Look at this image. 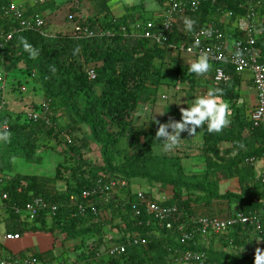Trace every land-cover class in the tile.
Returning <instances> with one entry per match:
<instances>
[{"label":"trees","instance_id":"16d2710c","mask_svg":"<svg viewBox=\"0 0 264 264\" xmlns=\"http://www.w3.org/2000/svg\"><path fill=\"white\" fill-rule=\"evenodd\" d=\"M94 1L98 10L94 15H80V23L93 28L104 26L111 30L112 34L108 37H46L38 31L23 30L13 33L12 37L6 40V35L15 23L6 15L10 0H0V66L7 75L22 63L29 72L31 81L44 95V101L31 108L32 111L41 113L43 104H48L52 111L49 123L45 120L31 121L26 117V112L25 122H21L20 114L15 115L8 110L3 92L0 91V132L5 131L4 127H7L6 130L10 133L7 142L0 140V174L5 177L0 196L7 193L9 197L5 206H0V210L5 209L3 214L0 213V224L5 225L6 232L19 233L21 236L36 231L62 230L66 232L67 239L81 241V245L76 246L77 249H85V238L94 235L97 238H91L94 242L78 258V261H87L107 240L100 231L102 224L99 216L101 210L110 207L107 203L111 197L106 196L94 201L99 216L89 209L83 217L76 213L75 200L72 201L71 197L79 196L83 189L101 177L105 182L119 179L126 180L129 184L131 180L141 178L150 186L159 185L162 189H172L173 196L170 198L164 201L154 200L162 205H176L182 209L185 214L183 223L186 226H190L188 222L192 217L198 216L196 210L200 205L213 207L219 204H234L235 208L228 210V213L225 211L224 215L219 217H231L238 212L250 214L261 211V229L236 225L224 236L220 235V238H225V247L232 248L231 254L224 250L215 251L212 246L208 247L204 243L205 237L200 233L195 234L192 241L182 243L177 231L178 223L173 229H157V234H153L154 228L146 225L147 220H152L151 215L143 209L142 215L135 218L130 211V202L135 198L130 195L120 206L123 211L121 217L127 230L122 239L116 242L126 245L127 252L114 258L109 264H120V260L125 264H173L172 256H179L186 251L206 252L211 264H253L255 254H244L243 249L252 235L262 240L264 247V189L254 166L248 164L246 159L264 154V129L252 127L251 122L243 118L241 109L232 113L230 124L219 133H209L205 125L202 147L204 169L190 174L184 171L179 156L159 155L156 152V148L162 144L155 138L156 130L159 124L168 118L151 120L148 129L141 132V140H137L132 117L140 105L155 102L157 90L162 84L161 62L165 52L152 41L131 36V24L136 21L146 22L154 19L153 17L145 19V16L139 13L135 16L136 6L127 8L121 17H101L109 11V3L112 0ZM39 5L38 12L31 9L29 13L41 14L40 11L53 9L54 5L61 6L56 0H45ZM250 6L258 15H264V0H217L214 5L203 4L194 16L200 17L201 24L212 23L223 29L225 26L219 20L224 15L232 13L228 18L233 23L236 17L245 15ZM77 13L79 14L80 10ZM201 24L195 26L201 27ZM195 26L192 31L186 32L189 42ZM122 27H126L127 34L122 32ZM178 35L176 29L168 34L165 45L176 43ZM236 35L239 38L238 31ZM22 38L36 51L34 57L24 50ZM256 40V46L260 48L264 58V34L256 36ZM225 68L231 74L232 80L214 84L215 88L221 89L223 94H234L237 92L233 85L235 70L231 65ZM90 70H94L96 74L93 80L89 79ZM97 85H100V93L95 91ZM22 87L23 85L19 88L21 91ZM60 109L68 116V124L65 127L59 122L57 113ZM112 123H116L121 129L119 136L113 134ZM85 126L91 140L77 134ZM41 137L55 139L58 143L64 142L70 149H74L76 142H83L85 145L94 142L99 146L103 164L98 167L81 158L75 160L73 155L68 154L70 150H62V155L68 157L57 167L54 179L11 174L15 168V158H23L31 163L39 162L35 152ZM122 138L128 142L124 148H119ZM114 156H119L116 164L113 161ZM234 177L239 181L240 192L220 193V181ZM58 180L62 181V185L50 188L49 184H55ZM116 189L117 200L120 199L119 192L128 190H118V187ZM143 191L153 197L150 190ZM32 196H41L49 202H57L59 207L56 215L50 217L43 213L38 219L29 221L26 217L16 214L13 208H9L16 205L22 209ZM48 219L52 220V226H48ZM128 235L146 238L147 244L133 245ZM214 236L216 237L209 235L206 238L211 241ZM30 258L36 259L37 263L40 261L38 254Z\"/></svg>","mask_w":264,"mask_h":264},{"label":"built area","instance_id":"2783aa9c","mask_svg":"<svg viewBox=\"0 0 264 264\" xmlns=\"http://www.w3.org/2000/svg\"><path fill=\"white\" fill-rule=\"evenodd\" d=\"M33 6L43 3L45 0H30ZM217 0H163V11L156 19L148 20L146 22L136 21L131 24L132 38H142L157 44L159 47H164L168 38V34L172 33L177 28L178 19L184 15L194 16L200 10L203 4H216ZM6 15L15 23L11 31L6 35V40H9L13 33L31 30L38 31L41 35L49 37L52 36L47 32V18L38 13H29V8L23 3H15L10 0V5L6 8ZM80 15L82 13H70L67 17V22L71 24V36L77 39L90 38L94 36L108 37L111 30L102 27H89L82 25ZM232 13H229L228 16ZM226 17V15H224ZM227 16V17H228ZM259 15L254 11L252 6L247 9L245 15L235 18V29L239 33L232 46H229L228 30L227 28L220 29L212 23H205L201 27H196L191 35V42L187 43L181 49L188 53H194L196 56L207 51L210 62L213 63V82L216 85L228 83L232 80L230 73L226 71L227 64L234 68L235 73L242 75L250 72L254 88L256 90L257 104L251 111L249 121L254 128L264 129V58L260 48L256 46L255 32L259 26ZM39 21V23H38ZM243 25V28H241ZM194 28V27H193ZM122 32L127 34L126 27H122ZM199 40L196 45L195 41ZM2 44H0V47ZM176 46V45H175ZM239 51L241 55L238 57L235 53ZM219 57V59H217ZM221 73V78L217 79V74ZM89 79L93 80L96 77L94 70L88 72ZM5 75H0V91L3 92L5 84ZM24 90V87H22ZM3 97H4V93ZM2 105L0 104V109ZM41 113L30 111L26 113V117L34 122L45 120L49 123V117L52 111L48 104H43ZM7 129V127H4ZM71 142L70 140L68 141ZM246 162L252 166L256 171L257 178L261 181L264 189V154L262 156H253L246 159ZM5 177L0 174V188L4 183ZM104 178H98L89 187L83 189L79 196L71 197L75 203L76 213L80 216H85L89 209L93 214L99 216V210L96 209L94 201L96 199H103L106 196H111L116 192V188L128 189L123 194L126 197L122 200V204L129 199L130 194L134 196L135 200L130 202V211L135 218L142 215L144 209L148 215H151L152 220H147L146 225L154 228V233L157 234V229H173L177 224V231L180 236V242L187 243L195 238V234L200 233L201 236L209 235H223L226 234L233 226L241 225L243 228L247 226H255L261 229L260 217L262 212H253L245 214L238 212L231 217L219 216H200L192 217L188 222L190 226L183 223L184 212L176 205H162L152 196L145 194L143 190H134L126 180L112 179L109 182L103 181ZM131 187V189L129 188ZM130 191V193H128ZM9 199L8 194L4 193L0 196V206H5V202ZM164 200L168 197H163ZM57 202H49L44 197L32 196L24 206L19 208L16 205L9 206L13 208L15 213L26 217L29 221L38 219L43 213H47L50 217L55 216L58 211ZM1 214L5 209L0 210ZM182 221V222H181ZM181 222V223H180ZM159 232V231H158ZM156 236V235H154ZM130 242L133 245L145 246L147 244L146 238H141L139 235H128ZM157 237V236H156ZM22 236L19 233L7 232L4 234L5 241H18ZM107 239V238H106ZM110 240V239H108ZM94 239L87 242L90 247ZM127 252V247L124 244H101L97 251L90 255L87 261L74 260L67 264H103V258L106 256L109 261L114 258L124 255ZM173 262L176 264H211L206 252L202 251H186L179 256H172ZM0 264H39L36 259L19 261L14 258L6 257L0 252ZM215 264V263H214Z\"/></svg>","mask_w":264,"mask_h":264},{"label":"rangeland","instance_id":"374dc122","mask_svg":"<svg viewBox=\"0 0 264 264\" xmlns=\"http://www.w3.org/2000/svg\"><path fill=\"white\" fill-rule=\"evenodd\" d=\"M85 0H56L57 4L61 5V9L57 11V13H50L48 14L47 18V32L52 35H70V27L71 24L67 22V17L70 13L74 12L77 13L78 10L81 12H84V16L90 15V10L85 7L84 2ZM143 1L144 7H139L137 5V8L144 9L151 11L152 9L156 8L158 6L155 2L152 0H118L119 7H117L116 11L121 10V4L126 5H133L137 4L139 2ZM80 2L83 4L81 5ZM147 2V5H146ZM40 7V5L38 4ZM37 7V6H36ZM72 7V8H70ZM73 10V11H72ZM75 10V11H74ZM46 13V12H44ZM195 17V16H194ZM194 17H191L193 20ZM201 20V19H200ZM196 21V18H195ZM258 21L259 26L257 30L264 29V15H259ZM201 22V21H200ZM178 33H180V29L177 28L176 30ZM187 37V36H186ZM1 44V42H0ZM173 46H175V42L172 43ZM169 50H174V53L181 52L180 50H177L175 48H168ZM164 57H166L167 60H162V84L159 86L157 90V98L154 103L149 102L148 104H143L139 106V109L137 110L136 114L132 117V123L135 129V134H137V140H141L142 135L141 132L144 131V129H148V124L151 120H164L166 117H176L178 120L180 119V109L185 106H190L189 103H185L187 105L184 106V103L186 99L183 100V96L187 98L189 96L188 89L185 88L184 94H183V85H179V82L181 80V77L183 78V67L179 68V61L177 58L170 56V54L165 50ZM177 54V53H176ZM170 56V57H169ZM180 58V56H179ZM178 61V62H177ZM160 62V61H158ZM0 75H5L3 72V67L0 66ZM210 77V75H209ZM207 85L210 86V82L206 79ZM23 85L24 90H20V86ZM206 86V85H205ZM202 86L200 89L203 91V94L207 91V86ZM179 87V89H177ZM39 87L34 84L31 81V78L29 76V72L24 68V65L20 63L16 68L13 70H10L5 78V84H4V98L5 103L7 104L8 110L11 111L12 114H20L21 115V122H25V112L32 111L31 108H34V106L42 103L44 101V95L42 93V90ZM198 89V88H197ZM253 90V87L251 85H247V90L243 91L242 94L244 97H251V91ZM95 91L97 93H100V85L95 86ZM253 92V91H252ZM236 93V94H235ZM235 95H238L237 92H235ZM232 94V97L235 95ZM229 102L230 107L232 109V106H241L240 104H243V110L246 111L251 106V103L249 101H244V103H238L233 102L232 99H224ZM242 107V106H241ZM251 109V108H250ZM65 111L60 109L58 114L59 122L62 127H65L68 124V116ZM166 121V120H164ZM111 129L113 134L116 136H119L121 129L118 127L116 123L111 124ZM79 136H83L85 138H88V140H91L90 133L88 131V128L85 126L82 131H79L77 133ZM128 140L125 138H122L121 143L118 145L119 148H124L127 144ZM38 148L35 152V155L40 159L37 163H31L27 162L23 158H15V168L14 171L11 173H18V174H25L29 176H39L43 178L48 179H54V176L56 175L57 167L65 162L67 160L66 156L62 155V150H66L68 152L70 150L71 156L75 158V160L78 159H84L88 163L100 167L102 163V157L99 151V146H97L94 142L89 143L88 145H85L83 142H76L74 143V149H70L66 146L64 142L58 143L55 139H47L46 137H41L38 140ZM200 146V147H199ZM203 141L201 143H195L192 148L193 151L186 150V154L189 157H183L181 158L182 166L185 172L188 174L193 172H201L204 169L205 165V158L202 155V147H203ZM183 149V148H182ZM196 150H200V152H195ZM164 152L157 151V154L161 155ZM169 153V152H168ZM170 155V154H169ZM200 156V161L195 162L196 157ZM65 157V158H64ZM113 161L116 164L119 161V156H114ZM200 162V163H199ZM62 181L58 180V182L55 184H49L50 188H57V186H61ZM132 185L134 190H150L153 194L154 199H161V201H164L163 197L170 198L173 196L172 189L169 187L167 189H162L159 185L156 186H150L145 179H134L131 180L130 184ZM237 184H231V186ZM221 190L225 191L226 184H221ZM233 190V189H232ZM230 191V190H229ZM130 193V191L128 192ZM120 196V199H116L115 193L112 194L110 199H108L109 203H107L112 208H105L100 211V218H101V224L102 226L100 231L102 232L103 236H107L105 245H108L111 242L116 243L119 240L122 239L123 235L126 233V224L122 219V209L120 206L122 205V200L126 197L122 192L118 193ZM131 195V194H130ZM120 200V201H119ZM107 201V200H106ZM105 201V202H106ZM116 204H119V206H116ZM232 205V204H231ZM196 215H210L213 210H211V206H199L197 207ZM235 208L234 204L233 206H230L229 204H219L216 205L217 214L218 211H221L222 215H224L223 212H227L230 209ZM125 211V208L123 209ZM216 213V212H215ZM228 213V212H227ZM196 216V217H198ZM48 226H52V220H47ZM39 225V224H38ZM7 233L4 231L3 224H0V240H2L3 235ZM253 234V233H252ZM26 236L24 238H30L32 245L36 247V249H39V252L43 251L44 249H47L46 254H48V257H52L56 259L57 262L62 261V254L68 255V260L74 261L76 257L81 254L84 249L81 247L79 249L76 248L77 245H81V241L79 239L70 240L66 238V232L62 230H55V231H36L32 233L25 234ZM24 236V235H23ZM91 238H97L94 235L88 236L85 238V250L86 248H89L87 246V242L91 241ZM253 238V239H252ZM252 238L249 239L251 246L246 245V248L244 251L247 253L255 254L256 249L259 248L262 251H264V247L262 244V240L257 238V236L252 235ZM110 239V240H108ZM5 241V240H4ZM6 242V241H5ZM8 242V241H7ZM13 243V242H8ZM68 249L69 252L68 254ZM91 249V248H90ZM31 251V250H30ZM4 254V251H1ZM26 254L29 253V251L25 252ZM45 253V252H44ZM7 254H10L8 251L4 254L7 257ZM103 264L112 263L109 261V258L104 256L103 258ZM62 264V263H58ZM120 264H125L123 260H120ZM176 264V263H173Z\"/></svg>","mask_w":264,"mask_h":264},{"label":"crops","instance_id":"0c3cea01","mask_svg":"<svg viewBox=\"0 0 264 264\" xmlns=\"http://www.w3.org/2000/svg\"><path fill=\"white\" fill-rule=\"evenodd\" d=\"M11 1H14L15 3H23L29 8V10L32 9L33 12H38L37 10L39 9V6H37V7L33 6L30 0H11ZM152 1L155 2L158 6H156V8H154V10L152 9L151 11L144 10V9H139V7H144L143 1H141V2H139L137 4H133V5L121 4L120 5L121 6V10L115 12L114 10H116L117 7H119V3H118V0H112L109 3V11L107 13L101 15V17H104V16L121 17V16H123L125 14L127 8H129L131 6H136L137 7V5H139V7L134 10L135 14L136 13L143 14V16H145V19H148V18H151V17L156 19L158 16H160V14L163 11V2L160 1V0H152ZM83 2L85 4V7L88 8L91 11L90 15H94L96 13V11L98 10L97 9V7H98L97 3L94 0H85ZM80 4L82 5L83 3L80 2ZM146 5H147V2H146ZM70 8H72V7H70ZM60 9H61V6L59 7V6L54 5L53 9H47V10L40 11V12H41V14H43L44 16L47 17L48 14L57 13V11H59ZM44 12H46V13H44ZM81 13L84 14V12L80 11V14ZM87 15H89V14H87ZM135 16H137V14ZM185 17L191 19V17H194V16L184 15L183 17L178 19L177 28L180 29V33H179V35L177 37L178 40L175 43L176 46H173L172 44H170L168 46L165 45L164 47H162L164 52H165V50H167V52L170 54V56L175 57V58L178 59L179 62L178 61L177 62L180 65L179 68L183 67V78L181 77V80L178 81V82H179V85H183V94H184L185 88L188 89V91H189L188 98H187V95H186V97L183 96V100L186 99V101L183 102L184 106L187 105L185 103H189V101H190L189 105H191V103H192L193 99L195 98V96L203 95V91L200 89V87L206 85L208 89L209 88H215V85H214V82H213V67H214V65L210 61H209L210 65H211L210 69L205 74L197 76L196 74L191 73L189 71V64L191 62H194L198 58V56H196L194 53H188V52L184 51V49L183 50L181 49L187 43H189V41L187 40V37H186V32L187 31L185 30L184 23H183V20H184ZM195 18H196V21L193 24V27L195 26V24L198 25V23L199 24L202 23V22H200V21H202V20H200V17L196 16V17L193 18V20H195ZM219 21H220L221 24H223L225 26V28H227L229 46H232L234 41L237 38V35H236L237 34V30L235 29L234 22L232 23V21H230L227 16L226 17L224 16ZM259 23L261 24V22H259ZM202 25L203 24H201V26ZM177 28H176V30H177ZM263 34H264V29H260V30L258 29L255 32V35L257 37H259V36H261ZM168 48H175L177 50H180L181 52H176L177 53L176 54V53H174L173 49L169 50ZM179 56H180V58H179ZM163 59L167 60L166 57H164ZM227 65H229V64H227ZM209 75H210V77H209ZM206 79L210 82L209 83L210 86L206 84L207 83ZM234 79L235 80L233 82V85L235 86V89L237 91V94H238L237 97L234 99V96L232 97V94L229 93V94H223L224 96L222 95V99L223 100L224 99H232V100H234L233 102H235V105H236V102L238 104V103H244V101H249L251 103V106L248 109H246V111H241V113H243V118H246L249 121L250 113L254 109L256 104H257L256 90H255L253 82H252L251 74H250V72H246V73H244L242 75L236 74V78H234ZM248 84L253 87V90H252L253 92L251 91V93H250L251 97L250 98L244 97V95L242 94L243 91L247 90V85ZM177 89H179V87H177ZM240 105L242 107L241 106H237V105L234 106V107L232 106V113H235L238 109L239 110L240 109L243 110V104H240ZM186 107L187 106H185L183 108H186ZM166 118H168V119H166V121H164L163 123L168 122V120L170 118L178 120L176 117L172 118V117L169 116V117H166ZM196 131L197 132H196L195 135H189L187 132H182L181 133V139H180V142H179L178 146L174 150L170 151L169 153L163 151L162 144L159 145L156 148V152L157 151H160L161 153L164 152L162 155H166V156H179L180 158H183L184 156L185 157L186 156L189 157L186 154L185 151L186 150L193 151L192 146L195 143H201L203 141L204 126H202L201 128H197ZM195 152H200V150H196ZM200 159H201L200 156H198V157H196V160H194V161L198 162V161H200ZM223 183L226 184L225 191H222L221 187H220L221 184H223ZM233 183L237 184V186L236 185L231 186V184H233ZM219 190H220V193H222V194L225 193V192L239 193L240 192V184H239L238 179L234 177V178H231V179H226V180L220 181ZM211 210H213L214 212H212L210 214V216H219L222 213L221 211H218L219 214H217L216 205H214L211 208ZM3 226H4V231L6 232V227H5L4 224H3ZM224 235L225 234H223V236ZM25 236L26 235L22 236L21 240L14 241V242L12 241L13 243H8V242H11V241H8V242L6 241L5 242L3 237H2V240H0V252L4 251V254H5L6 251H8L10 254H7V257L14 258V259L19 260V261L27 260L30 257H33L34 255L38 254V256L40 257L39 264H58L59 262L62 263V264H67V263L73 262V261L68 260V257H67L68 255H66V257H64L65 255H63V254H62V258H61L62 261L57 262L56 259L47 256L48 255V254H46L47 249L46 250L44 249L43 251L39 252V249H36V247L34 245H32L30 238H24ZM219 236L220 235H218L216 237L214 236L213 240H211V241H208V239L206 238L204 243L207 244L208 247L212 246L215 251L224 250L228 254H231L232 248L230 246L229 247H225V245H224V243L226 242L225 238H220ZM105 237H107V236H105ZM247 245L251 246L250 240L247 241ZM69 250L70 249H68V251H67L68 254H69V252H71ZM244 250H245V248L243 249V251ZM26 251H29V253L26 254L25 253ZM71 253L74 254L73 252H71ZM243 253L244 254H249L246 251H244ZM79 257H80V254H79L78 257L75 258V261L78 260Z\"/></svg>","mask_w":264,"mask_h":264},{"label":"clouds","instance_id":"9594fccd","mask_svg":"<svg viewBox=\"0 0 264 264\" xmlns=\"http://www.w3.org/2000/svg\"><path fill=\"white\" fill-rule=\"evenodd\" d=\"M183 23L186 31H192L195 21L185 17ZM241 28H243V25H241ZM21 43L30 56L34 57L36 55V51L23 38ZM195 44L198 45L199 40H196ZM235 55L239 57L241 53L237 51ZM209 60L210 57L205 51L189 64V71L197 76L207 73L211 66ZM221 75L218 72L216 78L220 79ZM222 95L221 89L209 88L203 95L195 96L190 106L180 109L179 120L170 118L168 122L160 123L155 138L161 141L163 151L170 152L174 150L180 142L182 132L195 135L197 128L206 125L209 133H219L228 126L231 122L232 109L229 102L222 99ZM9 137L10 133L6 129L0 132V140L7 142ZM253 264H264V251L259 248L256 249Z\"/></svg>","mask_w":264,"mask_h":264},{"label":"bare ground","instance_id":"6f19581e","mask_svg":"<svg viewBox=\"0 0 264 264\" xmlns=\"http://www.w3.org/2000/svg\"><path fill=\"white\" fill-rule=\"evenodd\" d=\"M27 260H29V259H27Z\"/></svg>","mask_w":264,"mask_h":264}]
</instances>
